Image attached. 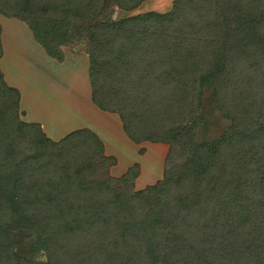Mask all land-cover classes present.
<instances>
[{"label":"trees","instance_id":"1","mask_svg":"<svg viewBox=\"0 0 264 264\" xmlns=\"http://www.w3.org/2000/svg\"><path fill=\"white\" fill-rule=\"evenodd\" d=\"M144 1L0 0V15L58 60L70 24H82L91 103L118 115L134 144L170 147L159 184L134 192L131 171L114 184L94 132L55 142L21 121L0 71V264H264V0L105 14ZM204 90L231 121L215 146L198 135ZM19 230L47 262L13 257Z\"/></svg>","mask_w":264,"mask_h":264},{"label":"rangeland","instance_id":"2","mask_svg":"<svg viewBox=\"0 0 264 264\" xmlns=\"http://www.w3.org/2000/svg\"><path fill=\"white\" fill-rule=\"evenodd\" d=\"M174 1L146 0L131 11L118 9L110 4L105 14L111 22H119L123 18L145 14L148 11L163 14L171 10ZM0 23L5 26L7 73L22 80L23 84H28L26 89L29 94H24V101L21 105L22 110L28 113V117L19 108L18 116L21 121L29 124L42 122L41 128H44L42 131L55 142H59L67 133L76 129L96 130L109 147L105 155L115 159V165L108 170L114 184L130 171L135 176L132 180V191L134 192H145L164 180L165 161L170 152V147L166 143L149 142L135 145L124 136V132L122 133V122L119 116L110 112L98 111L93 103L89 104L87 94H57L75 88V83L83 88L89 86L87 79L88 45L86 40L80 36L85 28L82 24H70V39L60 48L61 59L66 56L73 60L68 58L61 64H56L50 63L47 55L34 43L30 30L23 24L1 15ZM39 53L44 56V59ZM35 57L40 60H35ZM52 64L58 68L59 75L48 72ZM37 89H40L42 94L38 93ZM202 94L205 95L200 100L198 135L202 137V141H208L215 146L222 139L223 141L228 139L226 132L231 121H226L222 113L214 108L209 97L211 95L209 90H204ZM30 239V235L25 230L12 234L13 257L30 262H47L49 256L42 251L33 250ZM72 250L71 248V252ZM91 258L86 259L92 263ZM73 260L76 259L73 258ZM96 263L102 262L99 260ZM96 263L93 262V264Z\"/></svg>","mask_w":264,"mask_h":264},{"label":"crops","instance_id":"3","mask_svg":"<svg viewBox=\"0 0 264 264\" xmlns=\"http://www.w3.org/2000/svg\"><path fill=\"white\" fill-rule=\"evenodd\" d=\"M2 16V15H1ZM3 17V16H2ZM5 18V17H4ZM7 19H12V20H16L17 22H19V23H21V24H23L26 28H28L23 22H21V21H19V20H17V19H14V18H7ZM12 23V22H11ZM11 26V25H10ZM0 28H1V34H0V39H1V45H2V49H3V55H2V57L0 58V71H1V73H2V75H3V79H4V81H5V83L9 86V87H11V88H14V89H16L17 91H18V93H19V97H20V99H19V108H20V110H22V108H21V105L23 104V101H24V94H29V93H27V87H28V84L27 83H25V84H27V85H25V84H23L24 82L22 81V80H18L16 77H14V76H11L10 75V73L8 74L7 73V69H8V65H7V63H6V57H7V54H6V42H5V26L3 25V24H1L0 23ZM29 29V28H28ZM30 30V29H29ZM30 34H31V30H30ZM31 36H32V34H31ZM32 39H33V41H34V43L36 44V46H39L40 47V49L42 50V52L45 54V55H47L46 53H45V51L41 48V46H40V44L39 43H37L36 42V40H34V38H33V36H32ZM35 50H37V49H35ZM32 51V50H31ZM36 53H38V51L36 52ZM40 54V53H39ZM40 56H42V54H40ZM44 56H42V58H43ZM47 57L49 58V60H50V63H56V64H61L65 59H68L69 57H66V56H64V59H61V60H58V59H55V58H52V57H50L49 55H47ZM36 58V57H35ZM34 58V59H35ZM44 59V58H43ZM35 60H37V61H39L40 59H38V58H36ZM34 60V61H35ZM69 60H73V58H69ZM76 60V59H75ZM89 60V59H88ZM88 60H87V79H88V83H89V86H88V88H87V86H86V88H83L81 85H78L77 83H75L74 81H72V82H74L75 83V88H72L71 90L70 89H68V90H66V91H64V92H58L57 94H64V93H69V94H87V98L89 99V104H92L91 103V96H92V94H91V88H92V85H91V83H90V79H89V75H88ZM52 61V62H51ZM53 67V68H52ZM52 67L49 69V73H52V74H58L59 75V71H58V68L56 67V66H54V64H52ZM57 69V70H56ZM45 72V71H44ZM26 82V81H25ZM69 88V87H68ZM38 91V93H40V94H42L41 93V91H40V89H37ZM31 94V93H30ZM96 108V107H95ZM97 109V108H96ZM98 110V109H97ZM98 111H100V110H98ZM21 112H25L26 113V117H28V113L25 111V110H22ZM103 112V111H102ZM37 123L39 124V125H41V127H42V122H38L37 121ZM37 123H35V124H37ZM43 130H44V128H42ZM80 129H82V128H80ZM122 129V128H121ZM76 130H78V129H76ZM83 130V129H82ZM87 130H89V129H87ZM75 131V130H74ZM89 131H91V130H89ZM72 132V131H71ZM91 132H94L97 136H98V138L99 139H101L102 140V142L104 143V147H105V154H107V152H108V145H107V143H106V141H104L101 137H100V135L96 132V130L95 131H91ZM70 133V132H69ZM122 133H123V130H122ZM68 134V133H67ZM66 134V135H67ZM124 134V133H123ZM124 136L127 138V136L124 134ZM48 137V136H47ZM64 138V137H63ZM129 141H131L129 138H127ZM61 140V139H60ZM59 140V141H60ZM132 142V141H131ZM133 143V142H132ZM134 144V143H133ZM136 145V144H135ZM110 155V154H109ZM111 156H113V155H111ZM114 158H115V156H114Z\"/></svg>","mask_w":264,"mask_h":264}]
</instances>
